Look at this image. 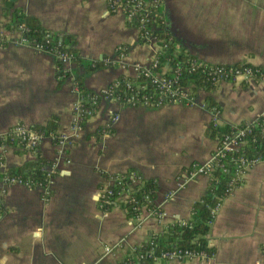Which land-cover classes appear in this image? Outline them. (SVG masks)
Listing matches in <instances>:
<instances>
[{
    "label": "crops",
    "instance_id": "crops-1",
    "mask_svg": "<svg viewBox=\"0 0 264 264\" xmlns=\"http://www.w3.org/2000/svg\"><path fill=\"white\" fill-rule=\"evenodd\" d=\"M14 12L35 19L50 35L73 37L81 58L107 65L83 73L62 64L60 76L50 54L16 44L19 35L7 28ZM162 14L178 54L264 73V0H163ZM119 46L127 48L123 61L116 55ZM155 52V43H141L121 13L108 12L105 0H0V140L17 125L33 129L54 120L56 134L68 141L59 149L46 138L36 149L54 166L47 198L36 188L0 183V264H120L152 235L187 222L209 179L198 176L181 187L184 170L206 161L218 145L210 135L211 116L201 107L207 99L218 108L216 128L262 117L264 132V81L196 88L191 106L101 101L72 130L76 75L86 90L98 92L130 76L132 64L147 66ZM98 128L108 132L95 137ZM34 156L5 148L0 172ZM129 173L154 183L150 205L163 217L152 218L143 208L138 222L127 216L122 197L108 211L99 209L101 188ZM205 241L213 250L208 259L151 264H264V161L247 169L240 186L221 201Z\"/></svg>",
    "mask_w": 264,
    "mask_h": 264
},
{
    "label": "built area",
    "instance_id": "built-area-1",
    "mask_svg": "<svg viewBox=\"0 0 264 264\" xmlns=\"http://www.w3.org/2000/svg\"><path fill=\"white\" fill-rule=\"evenodd\" d=\"M105 3L109 13L122 14L125 23L133 27L137 31L139 41H142L143 44H146L151 41L155 43L156 52L149 64L147 66H141L139 64L134 63L129 68V71L131 72L130 76H125L133 78L135 80H137L138 78H142L150 84L151 88L150 91L145 92L146 84H143L140 81L137 83H130L128 80H123L124 96L121 97L118 96L115 92V88L118 86V82L115 80L104 89L98 92H94V96H90L87 99H83L80 96V93L77 88L74 86L73 90L77 95V102L73 109V131L79 130L80 123L95 114L97 107L101 101L118 102L121 105H127L131 107L139 105L157 107L164 104H179L185 106L193 105L195 102V94L193 88L195 89V87L193 85L180 86L178 84V78L182 66H185L184 70H186V72L189 74L199 71L205 77V81L209 82L213 86H217L219 83L223 82L247 83L249 81H264V73L259 69H255L252 71L251 67L245 65H240L235 68L229 66H211L206 65L205 63L194 58L186 59L182 63H176L172 72L173 77L166 78L165 73L168 71L169 67L165 64L161 65L159 63L158 58L160 53L167 49V42L165 43L163 39H158L153 35L154 32L164 31V21L162 14L163 0H105ZM159 21L160 23H163V25L160 27L158 26V24H160L158 23ZM10 30L19 35V40L16 42V44L26 45L34 51L50 54L56 61L60 62L61 64H73L72 60L70 59V56L57 51V49H45L44 45L46 44V42L44 44H40L26 39L22 35V33L26 32L27 30L22 26H17L16 28H12ZM49 36L50 34H46L45 38H48ZM126 51L127 48L124 46L117 47L116 55L118 61L124 60ZM173 53L174 55L178 54L175 49ZM105 65H107V63H105ZM201 107L205 108L211 116V128H216L218 110H216L214 107H208L206 104L201 105ZM259 118L263 122V118ZM114 120H116L115 116L112 117V121ZM252 123L246 124L247 126L241 129L236 128L237 126L232 127L234 130L231 131L229 134L221 137V139L218 141L216 149L206 161H204L203 163H193L188 166L184 170L183 178L181 180V187L194 180L198 176H205L209 179L214 169H221V171H225V169L223 168L224 166L220 160L225 156V153L239 149V147L244 143V141H242V138L245 134L249 133L248 125H251ZM57 137L58 141L54 145L59 147V149L65 147L68 144V141H66L65 136L60 135ZM1 138L2 139L0 143V155L2 154L3 149L5 148H17L25 152L35 153L38 144L43 139H46L41 134L31 129H27L21 125L13 127L6 133V135ZM7 139L8 141L6 142ZM4 141L6 143H4ZM11 143H13L14 145H11ZM229 162L233 164V178L230 180L228 185V194L231 192L232 189L236 187L234 185L235 182L242 181V178L246 173L247 169L262 161L257 158L247 161L243 158L235 157L230 158ZM2 166L3 162L0 157V167ZM45 171L54 174V166L51 164L47 165L45 167ZM51 178L52 177H49L43 185L38 184L35 187L36 189L41 190L43 199L49 196L48 185L50 183ZM0 183L6 186H10L13 184L22 185L19 181L11 178H4L0 180ZM140 185L141 181L133 173L113 177L109 181V184L104 186L100 190L98 198L99 209L103 212L108 211V209L113 205V203L117 199L122 197L123 200L121 204L123 206L129 205L131 208V212L134 213L132 219H135L139 222V213L143 208L146 210L147 214L152 218L160 219L164 216V213L160 210L152 208V206H149L151 202L149 197L144 196V201L146 205H139L131 196L132 189L136 186L139 187ZM112 188H115V191H113ZM219 205H217L211 211L210 214L212 219L215 216ZM183 223L184 222H178V224L181 225ZM148 242L149 247L143 253V255L139 254L132 259L125 258V264H140V261H143L144 259L150 262H154L157 260L184 261L191 258H209L203 253L195 254L183 250H171L164 252L160 251L156 254L154 251L153 243L149 240ZM104 251L105 253H109L110 248L106 247Z\"/></svg>",
    "mask_w": 264,
    "mask_h": 264
},
{
    "label": "trees",
    "instance_id": "trees-1",
    "mask_svg": "<svg viewBox=\"0 0 264 264\" xmlns=\"http://www.w3.org/2000/svg\"><path fill=\"white\" fill-rule=\"evenodd\" d=\"M160 23V21L158 22ZM161 22L158 26H162ZM17 26H22L27 31L22 33V35L35 43H42L45 49L55 48L57 51L64 53L70 56L72 63L83 71V73L95 71L99 68H102L105 65V62L101 61H89L81 58L77 51L73 48L74 38L71 36H57L50 35L48 38H45V35L48 34L40 28L37 21L31 17H26L18 12H14L10 18V23L7 25L8 29L16 28ZM153 35L158 39H163L164 42H167V49L160 53L159 63L161 65H167L169 67L168 71L165 73L166 78L173 77V69L176 63H182L189 57L176 54L174 55V44L172 39L169 37L166 31L154 32ZM169 38V39H168ZM143 43L142 41H140ZM168 62V63H167ZM55 65L60 71L59 75L64 76L65 73L61 71V63L55 60ZM160 65V66H161ZM237 67V66H232ZM250 67V66H249ZM185 66H182L180 69V74L178 78V84L180 86L193 85L196 88L204 89L205 91H211L215 86L211 85L209 82L205 81V77L199 72L187 73L184 70ZM258 68L251 67V70ZM82 75H76L74 77V86L80 93V96L83 99H87L90 96H94V92L86 90L81 83ZM123 80H128L130 83L141 82L146 84V91H150V84L142 78L137 80L119 76L116 81L118 86L115 88V92L118 96H124V83ZM193 88V90H195ZM207 106L214 107L218 110L217 106L207 99ZM98 108V107H97ZM247 126L246 124L238 125L236 128H243ZM249 126V133L245 134L242 138L244 143L239 147V149L234 151H229L225 153V156L220 160L223 164L225 171L221 169H214L209 178V187L207 194L202 196L198 201H196L191 208L190 217L187 222H184L182 225L175 223L173 225L167 226L160 234L152 235L149 237L154 245L155 253L160 251H171V250H183L189 251L191 253L199 254L203 253L207 257H210L213 253L212 249L206 247L205 237L209 230V224L212 221L211 211L221 203V201L228 195L229 192V182L233 178L232 169L233 164L229 162L230 158H243L247 161L252 159H260L264 161V132L262 130V120L259 118ZM211 128V127H210ZM45 138H50L53 144H56L58 141V135L56 134V125L55 121L51 120L43 126H35L31 129ZM234 129L232 127L226 126L222 129L211 128V136H216L218 141L222 136L229 134ZM105 132H108V129L98 128L94 134L95 137H100ZM8 139L6 140V142ZM4 141V143H6ZM1 143V140H0ZM14 143V142H13ZM11 143V145H14ZM34 160L25 164L20 168H9L4 172H0V180L4 178H11L19 181L22 185L28 188H35L36 185H43L49 177H53V174L45 171V167L50 163L41 157L38 153H34ZM241 182H235L234 185L240 186ZM155 188L152 181L142 182L139 187H134L131 191V196L139 205H146L144 201V196L151 198L153 197L152 191ZM115 191V188H112ZM151 207V205H149ZM126 209L127 216L133 217L134 213L131 212L129 205H124ZM148 240L136 247L132 253H130L126 259H132L137 255H143V253L148 249ZM126 259L120 263L125 264ZM152 262L144 259L140 261V264H151Z\"/></svg>",
    "mask_w": 264,
    "mask_h": 264
}]
</instances>
